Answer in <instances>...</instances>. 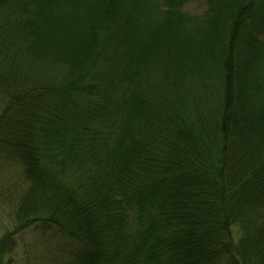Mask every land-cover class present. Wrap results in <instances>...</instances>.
Returning <instances> with one entry per match:
<instances>
[{"label": "trees", "instance_id": "obj_1", "mask_svg": "<svg viewBox=\"0 0 264 264\" xmlns=\"http://www.w3.org/2000/svg\"><path fill=\"white\" fill-rule=\"evenodd\" d=\"M188 1L0 0V264H264V0Z\"/></svg>", "mask_w": 264, "mask_h": 264}, {"label": "rangeland", "instance_id": "obj_2", "mask_svg": "<svg viewBox=\"0 0 264 264\" xmlns=\"http://www.w3.org/2000/svg\"><path fill=\"white\" fill-rule=\"evenodd\" d=\"M205 0H190L181 10L190 15L200 14ZM20 177L7 163L0 162V235L13 229L14 200L20 190ZM11 264H61L65 249L58 237L33 223L14 234Z\"/></svg>", "mask_w": 264, "mask_h": 264}]
</instances>
